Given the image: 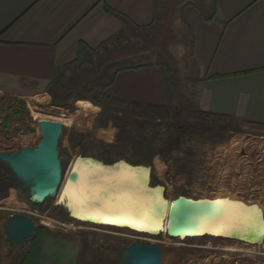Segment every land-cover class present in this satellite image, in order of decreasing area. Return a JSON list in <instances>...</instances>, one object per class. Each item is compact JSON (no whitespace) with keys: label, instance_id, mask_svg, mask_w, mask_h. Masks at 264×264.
Segmentation results:
<instances>
[{"label":"rangeland","instance_id":"obj_1","mask_svg":"<svg viewBox=\"0 0 264 264\" xmlns=\"http://www.w3.org/2000/svg\"><path fill=\"white\" fill-rule=\"evenodd\" d=\"M178 1L165 4L163 0V13H170L171 8L179 12ZM205 1L193 0L201 5ZM182 27L179 14L173 15L174 39L166 56L156 47V30L129 28L120 42L85 54L63 71L46 95H0V152L17 154L24 147L36 148L42 139V121L64 127L58 145L62 183L57 195L44 203H35L30 191L0 161V264H29L45 236L79 242L86 264H122L120 253L132 243L160 246L163 264H264V244L212 237L179 240L166 234L150 236L126 228L83 224L59 205L73 171L90 177L75 163H84L93 174L97 167L116 169L120 164L106 167L81 156L107 165L125 160L133 166L151 167V186L165 187L169 200L164 231L172 203L179 197L239 201L257 205L264 213V128L200 110L192 37ZM154 65L171 69L168 105H129L109 96L105 88L118 71ZM15 214L31 217L37 229L32 239L11 251L5 245L4 226Z\"/></svg>","mask_w":264,"mask_h":264},{"label":"crops","instance_id":"obj_2","mask_svg":"<svg viewBox=\"0 0 264 264\" xmlns=\"http://www.w3.org/2000/svg\"><path fill=\"white\" fill-rule=\"evenodd\" d=\"M162 1L0 0V95H46L63 71L120 42L129 28L156 30V47L166 56L178 13L192 37L200 110L264 128V0H179L180 11L165 14ZM81 44L88 49L81 52ZM107 92L129 105L166 106V67L118 71ZM40 243L29 264H86L75 240L45 236Z\"/></svg>","mask_w":264,"mask_h":264},{"label":"water","instance_id":"obj_3","mask_svg":"<svg viewBox=\"0 0 264 264\" xmlns=\"http://www.w3.org/2000/svg\"><path fill=\"white\" fill-rule=\"evenodd\" d=\"M63 129V125L59 122L42 121L40 122L42 139L36 148L24 147L17 154L0 152V161L7 164L21 182L22 187L30 191L32 200L35 203L42 204L48 198L55 197L62 183V167L59 160L58 145ZM78 158L93 160L106 167H115L119 163H124L132 168L139 169L146 175V183L148 188H150L152 174L151 167L142 165L133 166L125 160H120L112 165H107L92 158H83L81 156ZM156 189L163 191V202L164 206L167 207L169 200L165 197V187L157 186ZM223 201L224 203L222 205L228 206L229 201L227 199H224ZM213 203H215L213 200H195L187 197H179L174 200L172 206L176 207L178 205H184L188 210L196 211L200 215H204L205 220L202 217L204 224L201 222L200 225H189L187 229H176L172 232L169 227L165 231L161 228L153 231H140L129 227L126 228L150 236L166 234L167 237L171 239L179 240L184 238L212 237L246 243L253 246H261L264 244V217L260 209L255 206H246L242 204L238 208V211L236 210L235 214L237 217L249 215L247 218L248 223L246 224L249 225L245 226V231L240 233V236L235 233L233 236H229V230L223 222L221 228H219L221 233L215 234L212 232L213 227H210L212 214L208 211H210L209 209L211 207L216 206ZM59 205L67 211L72 219L84 223L96 224L73 216L67 207V201H61L59 202ZM254 209L258 211H253ZM221 215L222 213H220L219 216ZM36 229L37 225L31 217L21 214L12 215L4 226L5 245L11 251L21 247L35 236ZM120 258L122 264H163L162 248L160 246H152L148 244L132 243L125 246L123 252L120 253Z\"/></svg>","mask_w":264,"mask_h":264},{"label":"bare ground","instance_id":"obj_4","mask_svg":"<svg viewBox=\"0 0 264 264\" xmlns=\"http://www.w3.org/2000/svg\"><path fill=\"white\" fill-rule=\"evenodd\" d=\"M75 166L83 169L90 177L83 171H73L64 187L65 199L60 202L67 201L73 216L96 224L81 223L129 227L140 231L164 229L167 213L164 215L163 191L151 185V189L148 188L146 175L139 169L120 163L116 169L97 167L96 173L93 174L84 163H75ZM228 201V206L222 205L223 200L213 203L216 206L208 211L212 214L210 227L214 228L212 232L215 234L221 233L219 228L223 222L229 230V236L234 233L240 236L239 234L245 231V226L249 225H246L249 215L237 217L235 212L244 203ZM246 206H255L263 213L257 205ZM202 217L204 218L203 214L188 210L184 205L173 206L168 227L172 232L176 229H187L189 225H200L201 222L204 224Z\"/></svg>","mask_w":264,"mask_h":264},{"label":"trees","instance_id":"obj_5","mask_svg":"<svg viewBox=\"0 0 264 264\" xmlns=\"http://www.w3.org/2000/svg\"><path fill=\"white\" fill-rule=\"evenodd\" d=\"M212 19H213V16H212V17H209V18H208V17H207V18L205 17V20H206V21H211ZM84 49H88V48H87L86 45L81 44V46H80V51L82 52V50H84ZM90 50H91V49H90ZM165 67H166V70H167V73H168V77H169V74H170V72H171V69H170V67H168V66H165ZM169 81H170V80H169ZM169 83H170V82H169ZM109 86H110V85H109ZM109 86H108V87H109ZM108 87H107V88H108ZM107 88H105V89H107ZM124 104H125V103H124ZM29 258H30V256H29Z\"/></svg>","mask_w":264,"mask_h":264},{"label":"flooded vegetation","instance_id":"obj_6","mask_svg":"<svg viewBox=\"0 0 264 264\" xmlns=\"http://www.w3.org/2000/svg\"><path fill=\"white\" fill-rule=\"evenodd\" d=\"M107 249H108L109 251H112V250H113V248H112L111 246H108ZM233 251H238V250H233Z\"/></svg>","mask_w":264,"mask_h":264},{"label":"snow or ice","instance_id":"obj_7","mask_svg":"<svg viewBox=\"0 0 264 264\" xmlns=\"http://www.w3.org/2000/svg\"><path fill=\"white\" fill-rule=\"evenodd\" d=\"M253 211H258V210H255V209H254Z\"/></svg>","mask_w":264,"mask_h":264}]
</instances>
